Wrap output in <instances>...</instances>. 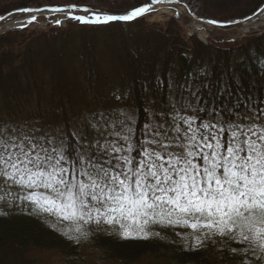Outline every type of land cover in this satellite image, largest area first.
Wrapping results in <instances>:
<instances>
[{
    "label": "snow or ice",
    "instance_id": "1",
    "mask_svg": "<svg viewBox=\"0 0 264 264\" xmlns=\"http://www.w3.org/2000/svg\"><path fill=\"white\" fill-rule=\"evenodd\" d=\"M163 2L180 0H152ZM151 10L148 5L125 15L67 18L106 25L133 21ZM36 22L32 16L21 23ZM182 110L173 106L167 116L161 114L162 122L145 123L139 137L126 117L93 124L94 142L71 151L63 138H37L0 126V193L16 189L0 195V201L8 195L27 203L33 212L68 225L77 239L87 235L84 226L93 224L122 240L159 236L153 226L181 228L187 231L181 239L192 241L190 248L219 238L234 245L231 254L239 264H264V108L248 109L251 115L231 110L227 117L213 110L199 120Z\"/></svg>",
    "mask_w": 264,
    "mask_h": 264
},
{
    "label": "trees",
    "instance_id": "2",
    "mask_svg": "<svg viewBox=\"0 0 264 264\" xmlns=\"http://www.w3.org/2000/svg\"><path fill=\"white\" fill-rule=\"evenodd\" d=\"M14 1L16 4L12 6L17 8L43 6L40 5L42 4L40 0ZM51 1L43 0V3L50 4ZM263 3L264 0H261L253 11L240 18L254 13ZM141 5L143 2L130 9ZM10 8L9 4L0 7V17L11 12ZM70 28L51 29L46 32L23 29L0 36V102L1 105L6 104L5 112L10 111H6L9 107L13 114L20 113L13 100L11 99V103L9 100L11 94L20 88L25 90V94L31 95L30 99L37 98L38 105L40 104L39 90L37 91L40 80L35 79V72L38 70L39 77L46 76L48 80L46 87L48 86L51 103L49 108L56 109L59 115H54L59 124L58 138H63L70 151L78 147V139L62 108V102L66 98L61 96L60 88L64 87L62 76L64 80L66 73L65 70L64 73L60 70V67L64 68L60 64L66 51L72 53V67L75 63L76 67L79 65L78 70L82 72V78L87 82L84 64L97 50L95 40L97 33L104 38V49L109 50L113 46L116 51L117 49L121 51L119 66L116 67L126 72L124 74L129 85L125 92L130 96L129 100H126L127 105L125 95H121L117 102L121 104L120 106H111L110 109L108 105L100 104V109L112 113L120 109L119 112L122 113L127 107H131L130 120L127 122L136 137L140 136L145 123L153 121L150 110H158L167 116L173 110V106H183L191 117L199 120L208 119L213 110L227 117L231 110H238L241 113L247 111L248 115H251L252 112L248 109L259 111L264 108V31L247 34L232 44L218 46L213 43L204 45L193 37L185 38L172 21L164 29L147 25L143 18L127 22L114 21L106 25L76 23L70 25ZM135 34L145 37L144 49H141L144 58L139 62L140 47H133L126 42ZM41 43L43 49H47L50 59V63L44 65L35 63L33 58L36 48L33 47ZM159 48L160 56L149 59V56ZM145 58H148V61H145ZM170 63L173 68L170 67ZM19 71L23 76L19 75ZM169 71L174 75L173 93L170 92L167 78ZM19 77L22 81L19 85L22 87H18L17 84ZM59 96L62 98H58ZM24 101L25 98H21L20 102ZM44 106L47 109V105ZM200 109L204 111L201 112ZM34 113L24 117L25 119L22 117L26 124L28 120L34 122L28 127L32 132L36 130L37 120L44 118L41 114L37 115L38 108ZM212 118L215 119L214 116ZM39 122L41 125L42 122ZM13 123L16 124L15 119ZM44 129L45 127L41 126L39 132ZM49 129L52 128H48L47 131H50ZM68 239L62 238L40 219L31 215L0 214V264H35L36 262L29 256L37 252H58L67 258L74 256L77 254L76 243H71L73 244L71 246ZM90 240L116 264H133L142 257L150 256L160 259L162 264H239L238 259L231 254L234 245L219 238L204 243L199 249L190 248L188 245L186 247L183 244L185 240L180 243L170 232L149 240H121L108 234L91 236Z\"/></svg>",
    "mask_w": 264,
    "mask_h": 264
},
{
    "label": "rangeland",
    "instance_id": "3",
    "mask_svg": "<svg viewBox=\"0 0 264 264\" xmlns=\"http://www.w3.org/2000/svg\"><path fill=\"white\" fill-rule=\"evenodd\" d=\"M40 1L42 2V4L40 5H43L41 7H48L50 5H55V7L59 8L75 6L78 8H87L90 11H69L63 13H51V15H38L36 16L37 22L27 26V29L29 31L46 32L51 29L67 30L70 28V25L72 26L76 23H79L77 21L68 19V16H82L91 18L93 13L125 15L124 13L132 11L133 9L130 8L135 6L136 4L143 2V5H141L142 7L152 0H52L50 4H48V2L43 3V0ZM260 1L261 0H180L179 3L159 4L161 6L164 5L165 8H167V13L160 14L158 9L151 8L152 10L149 13L140 18H143L147 25H152L153 27L157 26L163 29L167 27V25H169V22L172 21L185 38L193 37L204 45L213 43L217 44L218 46H222L224 44H232L236 41H239L247 34H251L254 32L259 33L261 31H264V19H261L260 16L257 17L258 15H263L262 18H264V8L260 10V8L264 6V3L260 7H258L254 13L244 17L247 18L252 16L256 12L259 13L255 16L256 18H254L253 21L250 20L247 23H239L228 27H217L201 23L200 21H198V19L213 20L220 23L242 20L244 18L240 17L253 11L260 4ZM8 4L11 6V11L21 9L12 6L13 4H16L14 0H0V7H6L8 6ZM30 6L31 7L29 8H38L37 5ZM31 17V14H17L13 15L11 17V20H9L10 17L2 20L0 22V36L5 35L10 31L23 28L24 26L21 22ZM56 21H61V23L57 26ZM142 36L143 35L140 36V34H135L131 37V39L126 41L128 42V45H133V47H140L138 53V62L140 59L143 61L144 58V54H142L143 50L141 49H144L143 39L145 37L142 38ZM103 39V36L100 35V33H97V35L95 36V40L97 43L96 52L93 53L91 59L90 57L88 58V61H86V59L83 60L84 62L86 61L84 67L87 71V82L83 80V74L78 70L79 65H77L76 67L75 63V65H73L74 67H72V53L66 51L65 55H63V61H61L60 64L64 67H60V70H62L63 73L65 70L66 73L64 80L62 76V83L64 87L60 88L62 94L61 96H65L66 98L62 102V108L63 110H65L66 115L68 116V119L72 124L71 126L74 129L73 133L77 135L78 146L90 144L97 138L98 133L96 129L92 127L93 124H96L97 127H99L101 123L110 120L121 119L125 117L127 118L128 122L130 120L129 112H131V107H127L122 113L119 112L120 109L116 113H112V111L109 110L103 111L102 109H100V104L104 106L108 105V108H110L111 106H120L121 104H117V102L119 101L121 95H125L124 97L126 105V100H129L130 98L129 93L125 92L129 85L128 78H126L124 74L126 72L118 70L116 67V65L119 66V56L121 51H119V49H117L116 51V48L114 49L113 46H111V49L109 50H107V48L104 49ZM33 48H35V53L33 55L35 63H42L43 65L50 63L47 49H43V43L39 44V46L36 45ZM81 55H83V52H81ZM158 55L160 56V48L159 50L157 49V51H154L151 55L152 57L149 56V59L157 58ZM146 60L148 61V58H145V61ZM171 63L170 67H172ZM71 70H73V72H71ZM19 72L20 75L21 71ZM88 73L90 74V76ZM21 76L23 75L21 74ZM172 76L174 75H172L169 71L167 78L171 93H173V85H175ZM20 77L19 81L17 82L18 87L21 86L19 84L22 83V81H20ZM35 77V79L40 80L39 84L37 85V91L39 90L38 92L40 104L38 105L37 98L34 99V97H32L34 101L33 103L32 99H30L31 95H29L28 93L25 94V90L23 88H20V90H17L13 94H11V98H9L10 103L13 100V104H15L19 108L18 110L20 113L18 114L17 112L13 114L8 106V109H6V111H10L5 112L4 105L6 104L3 103L1 105L2 102H0V126H3L8 130H16V132L19 133H26L29 136L36 135L37 138H58L59 124L56 120L57 118L55 119L54 115H59L56 113V109H53L51 107L49 108V105L51 103L47 90L48 86L46 87V84H48V80L46 79V76L45 78H40L38 70H36L35 72ZM16 86L17 85L15 84V89ZM61 96H59L58 98H62ZM21 98H25V103L20 102ZM45 104L47 105V109H45ZM37 108L39 112L37 115L41 114L42 116H44V118L42 117L41 120H37L35 125L36 130L32 132L28 129V127H31L34 122L28 120L26 124V122H23L22 120L24 117H29V115L31 113H34ZM108 111L111 112V114L108 113ZM188 112V110H182L183 115L191 117ZM150 113L152 114L153 118L152 123L158 121L162 122L161 113H159L158 110H150ZM34 115L35 113L33 114L32 118H34ZM14 119L16 120V124L13 123ZM39 121L42 122L41 125L39 124ZM41 126L45 127V129L42 132H39ZM50 127L52 129H49L50 131H47V129ZM10 191L15 192L16 189H7L5 187L4 192L0 193V195H4V193ZM0 213L7 215H31L35 218L40 219L47 227L55 231L62 238H69V245H71V243L73 242L76 243L75 245L77 254L68 258L58 254V252H37L31 254L29 257L32 258L34 262H36L35 264H116L114 263V261H111L107 256H105L104 253L100 251V248L94 246V242L90 240L91 236H101V234L112 235L120 239L119 235L112 234L111 229H108L104 226L97 227L94 224L90 226L86 225L84 226V229L87 235L81 236L77 239L75 231L72 230L68 225L56 221L51 216H46L42 213L37 214L32 211L31 205L24 202H17L14 197L8 195H5V199L3 201H0ZM151 231L154 233L158 232L159 236L170 232V234H172L174 238L178 239L177 241H179L180 243L184 241V239H181V236L187 235V231L181 228H161L159 226H153ZM163 231H167V233H162ZM177 232H179L181 235H176ZM156 237L158 236H153L151 239ZM185 241L183 242V244L186 247L187 245L190 246L192 244L190 238ZM209 241L210 240L205 241V243ZM71 246H73V244ZM133 264H162V262L160 259H154L152 256H150L142 257Z\"/></svg>",
    "mask_w": 264,
    "mask_h": 264
},
{
    "label": "water",
    "instance_id": "4",
    "mask_svg": "<svg viewBox=\"0 0 264 264\" xmlns=\"http://www.w3.org/2000/svg\"><path fill=\"white\" fill-rule=\"evenodd\" d=\"M163 3H169V2H163ZM163 3H158V4H152V2L151 3H148V4H146V5H144V6H148V5H150L151 6V8L152 7H154V6H156V5H159V4H163ZM70 7H72V6H68V7H64V8H70ZM42 9H49V8H57V7H51V6H48V7H41ZM75 8H77V9H80V8H78V7H75ZM264 8V6L262 7V8H260V10L261 9H263ZM34 9V8H33ZM259 10V11H260ZM77 12V11H76ZM17 13H22V12H20L19 10H16V11H13V12H11V13H9V15L8 16H12V15H14V14H17ZM128 13V12H127ZM127 13H124V14H127ZM114 15H123V14H114ZM257 15V12L255 13V14H253L252 16H250L251 17V19H248L249 17H247V18H244V19H242V20H237V21H240L241 23H247V22H249L250 20H254V18H256L255 16ZM1 20V19H0ZM198 21H200L201 23H203V21H207V20H202V19H198ZM234 21H232V22H227V23H220V24H224V25H229V26H232V25H236V24H234L233 23ZM206 24V23H205ZM239 24V23H238ZM207 25H209V24H207ZM213 26V25H212ZM228 27V26H227Z\"/></svg>",
    "mask_w": 264,
    "mask_h": 264
},
{
    "label": "bare ground",
    "instance_id": "5",
    "mask_svg": "<svg viewBox=\"0 0 264 264\" xmlns=\"http://www.w3.org/2000/svg\"><path fill=\"white\" fill-rule=\"evenodd\" d=\"M52 7V6H51ZM152 8H154V9H158L159 10V13L160 14H163V13H167L168 12V10H167V8H165V6L163 5V6H161V5H158V6H154V7H152ZM260 16V18L261 19H264V18H262L263 17V15H258L257 17H259ZM253 21V20H252ZM14 25V24H13ZM22 25V24H21ZM111 109V108H110ZM96 115V114H95ZM100 116V115H99ZM101 118V117H100ZM95 119V118H94Z\"/></svg>",
    "mask_w": 264,
    "mask_h": 264
}]
</instances>
